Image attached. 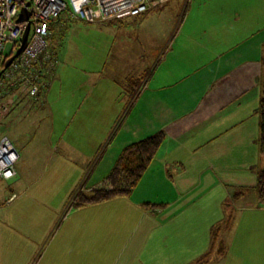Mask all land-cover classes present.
<instances>
[{
    "label": "crops",
    "instance_id": "0c3cea01",
    "mask_svg": "<svg viewBox=\"0 0 264 264\" xmlns=\"http://www.w3.org/2000/svg\"><path fill=\"white\" fill-rule=\"evenodd\" d=\"M210 8L207 20L190 24L195 31L183 39L176 36L172 48L166 49L167 43L160 46L158 65L136 98L130 100L124 89L120 98L115 96L107 105L112 110L114 101L116 105L120 101L126 107L124 114L97 121L89 118L91 124H107L100 142L98 133L90 131L88 138L83 137L79 128L85 121L81 120L53 148L71 157L70 165L61 166L70 180L81 183L84 162L89 169L86 183L99 187L126 147L161 131L166 134L130 196L69 214L73 221L68 228L63 224L59 233L63 236L58 242V260L68 254L74 264L81 260L80 253L91 251L95 253L93 264H194L215 249L206 264H264V207L258 202L257 190L262 168L257 111L262 94L264 23L257 22L251 8L244 15L226 6L223 11L222 5ZM164 49L170 52L163 54ZM53 92L51 85L40 102L53 98ZM19 132L14 127L16 146L20 145ZM19 155L17 175L10 180L0 178V255L7 253V259H11L14 238L25 236L34 242L50 230L49 210L40 216L19 214L20 224L9 210L17 200L31 196L49 204L38 195L39 190L33 192L43 182L42 172L28 176L29 167L23 163L26 155L23 151ZM38 220L44 227L41 232L35 231ZM84 220L88 221L85 226ZM218 228L220 237L215 238ZM103 255L106 263L98 262Z\"/></svg>",
    "mask_w": 264,
    "mask_h": 264
},
{
    "label": "rangeland",
    "instance_id": "374dc122",
    "mask_svg": "<svg viewBox=\"0 0 264 264\" xmlns=\"http://www.w3.org/2000/svg\"><path fill=\"white\" fill-rule=\"evenodd\" d=\"M217 5H222L223 11L224 6L228 10L234 9L232 13L241 10L242 15L251 8L256 11L252 15L258 16L257 22L264 23V0H169L161 7L151 9L153 12L143 19L133 18L125 24H90L72 18L67 13L63 14L48 39L49 49L54 50L58 57L52 75L53 98L39 103L25 99L20 105L14 106L11 115L0 123V141L3 136H9L13 141L14 127L20 131V145L15 146L18 152L23 151L26 155L23 163L29 167L28 176L36 174V171L43 175L42 184L33 192L39 190L38 195H43L49 203L43 204L44 201L47 203L46 199L31 196L17 200L9 210L17 218L18 224L22 223V220H18L19 214L34 212L40 216L49 210L50 230L34 242H29L25 236L14 238L16 242L13 243L11 259H7V253L2 252L0 264H73V258L68 254L58 260V242L63 236L59 233L63 224H66L65 228L72 225L69 214L80 209L74 208L68 212L75 191L82 185L88 189L95 187L85 181L89 169L84 162L81 183L78 185L74 178L70 180L69 175L62 172L61 166L70 165L71 157L53 148L61 135L67 131V136L73 133L81 120L85 121L79 128L83 137L88 138L91 131L98 133L99 141L107 133V124H91L89 118L97 121L103 117L117 118L124 114L126 107L120 101L118 105L114 101L112 110L107 105L115 96L116 99L120 98L128 85L126 79L136 77L146 82L148 75L158 65L160 46L167 43V49L176 36L177 39H183L188 36V32L195 31L190 24L195 23V20H207V11ZM186 22L188 24L185 25ZM173 46L174 43L171 48ZM166 49L163 54L167 55L170 49L167 52ZM11 52L12 46L8 45L6 55ZM123 98L126 103V95ZM55 176L59 179L53 180ZM74 181L77 183L75 187ZM42 191L48 195L42 194ZM38 221L35 224L40 226L35 231L41 232L44 227L41 220ZM27 222L34 223L35 220ZM87 223L84 220L83 226ZM65 248H68V243H65ZM80 254L81 260L74 264H93L94 252ZM106 258L103 255L98 262L106 263Z\"/></svg>",
    "mask_w": 264,
    "mask_h": 264
},
{
    "label": "built area",
    "instance_id": "2783aa9c",
    "mask_svg": "<svg viewBox=\"0 0 264 264\" xmlns=\"http://www.w3.org/2000/svg\"><path fill=\"white\" fill-rule=\"evenodd\" d=\"M169 0H0V72L8 59L19 50L27 23L17 20L24 8L30 12L31 34L24 52L0 75V123L13 111L17 98H38L46 87L50 23L68 13L87 23H109L138 17L161 7ZM12 46L10 55L6 47ZM43 57L44 60H43ZM19 152L9 136L0 141V178L17 175Z\"/></svg>",
    "mask_w": 264,
    "mask_h": 264
},
{
    "label": "trees",
    "instance_id": "16d2710c",
    "mask_svg": "<svg viewBox=\"0 0 264 264\" xmlns=\"http://www.w3.org/2000/svg\"><path fill=\"white\" fill-rule=\"evenodd\" d=\"M151 12L152 11H149L142 16L131 17V18L143 19L144 17L148 16ZM62 16L63 15H61L58 19L50 23L51 34H52V30L54 29L56 24L59 23ZM117 21H121V20H117ZM114 22L116 21L109 23L113 24ZM48 54L52 59L50 61L48 59H45L47 61L44 62L46 67V75H45L46 87L43 89L42 94L38 98H34V99L26 96H21L20 98H17V100L28 99L33 102L39 103L43 99V97H45L49 87L52 84V75L54 73L55 65L58 62V57L54 50H50L48 48ZM44 58L45 57H43V60ZM126 82L128 83V85L126 86L124 92L128 94L130 100H132L133 98H136L138 96V91L143 81L136 77H130L126 79ZM261 83H262V94H261L260 105L257 112L260 120V134L258 139L259 157H260V162L263 163V167L260 168L258 172L257 190H258V202L262 207H264V60H263V74L261 76ZM165 140H166V134L165 132L161 131L146 139H143L139 142H136L126 147L124 151L121 153L110 175L106 178V180L103 182L101 186L88 189L87 186L85 187L82 185L78 190L75 191L73 195L74 199L72 204H70L69 206L68 212L74 208L95 206L98 204L112 201L122 196H130L133 193V191L137 188V186L140 184L144 176L146 175L147 171L149 170L150 166L155 160ZM85 189H87V191ZM146 206L153 208L155 207V205H146ZM219 231L220 228L215 229V238L220 237ZM219 249L221 251H224L225 245L224 244L220 245ZM214 250L215 249L205 254L194 264L208 263Z\"/></svg>",
    "mask_w": 264,
    "mask_h": 264
},
{
    "label": "water",
    "instance_id": "95a60500",
    "mask_svg": "<svg viewBox=\"0 0 264 264\" xmlns=\"http://www.w3.org/2000/svg\"><path fill=\"white\" fill-rule=\"evenodd\" d=\"M30 12L28 11L27 8H24L22 10V13L20 14V17L19 19L17 20L18 23H27V26H26V30H25V33L23 35V39H22V43H21V46L19 48V50L17 51V53L11 57L10 59H8V61L6 62L5 66H4V69L3 71L0 72V75H2L11 65V63L16 59L18 58L23 52L24 50L26 49L28 43H29V39H30V34H31V20H30Z\"/></svg>",
    "mask_w": 264,
    "mask_h": 264
}]
</instances>
